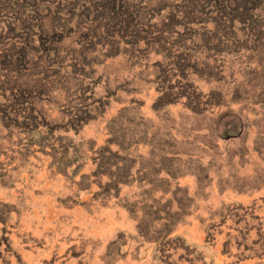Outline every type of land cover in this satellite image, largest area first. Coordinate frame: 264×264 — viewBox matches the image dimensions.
<instances>
[{"label": "rangeland", "instance_id": "obj_1", "mask_svg": "<svg viewBox=\"0 0 264 264\" xmlns=\"http://www.w3.org/2000/svg\"><path fill=\"white\" fill-rule=\"evenodd\" d=\"M0 264H264V0H0Z\"/></svg>", "mask_w": 264, "mask_h": 264}]
</instances>
